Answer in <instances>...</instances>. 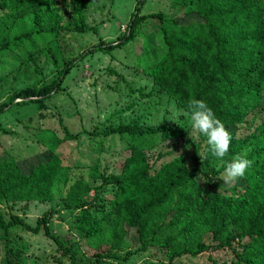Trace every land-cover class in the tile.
<instances>
[{
  "label": "trees",
  "instance_id": "16d2710c",
  "mask_svg": "<svg viewBox=\"0 0 264 264\" xmlns=\"http://www.w3.org/2000/svg\"><path fill=\"white\" fill-rule=\"evenodd\" d=\"M144 1H136L121 35L107 42L99 40L64 59L48 82L14 91L0 104V114L14 105L32 104L39 110L45 109L46 100L63 90L65 77L85 57L109 53L133 41L138 25L146 18L162 23L159 13L140 15ZM58 3V0H0V10L11 21L29 16L34 27L41 23L49 25L55 32L53 38L62 29L78 33L91 29L84 23L79 0H72V17L65 23ZM167 3L169 9L178 10L187 21L175 19L172 29L162 27V53L146 67L137 66L156 92L165 95L180 110L186 112L192 98L203 100L226 129L238 130L247 122L248 114H258L260 118L251 132L240 137L231 133L230 148L224 158L227 162L237 154H245L252 166L239 178L244 184L241 188L222 189L212 180L224 171L223 164L211 156L205 137H198L203 143L201 153L200 146L189 140L190 121L150 125L134 118L127 124L110 126L101 135L116 134L126 144L120 173L101 178L100 185L115 186L112 198L107 203L100 202L92 191L91 200L79 206L74 228L84 234L81 241L92 250L91 264H103L104 259L116 257L115 252L121 251L124 242V228L135 230L138 247L124 251L121 260L154 251L160 256L156 264H173V259L181 255L195 257L226 249L233 253L229 264H264V0H167ZM9 27L5 24V28ZM9 49V42L2 40L0 53ZM45 51L55 64L51 50ZM27 59L39 73L35 56L31 53ZM14 100L17 101L10 107ZM0 132L7 131L0 128ZM46 137L39 143L49 158L31 165L26 174L19 172L12 158L2 154L0 205L46 202L52 198L54 187L67 182V168L55 151L61 142L74 136L65 131L61 138L53 134ZM169 140L189 143L194 153L190 168L181 155L173 156L155 170L150 168L146 152L158 141ZM87 171L91 177L92 167ZM79 178L72 186L84 183ZM10 187L14 188L13 198L7 196ZM103 209L107 211L104 213ZM17 223L33 234L41 229L71 262L76 261L73 244L63 246L49 232L47 217L41 216L34 226H29L18 216L5 220L0 213L5 264H15L16 258L10 261L12 252L7 244L8 229ZM234 241L239 243L238 251L234 249ZM208 260L210 264H221L210 257ZM80 262L78 259L76 264Z\"/></svg>",
  "mask_w": 264,
  "mask_h": 264
},
{
  "label": "rangeland",
  "instance_id": "374dc122",
  "mask_svg": "<svg viewBox=\"0 0 264 264\" xmlns=\"http://www.w3.org/2000/svg\"><path fill=\"white\" fill-rule=\"evenodd\" d=\"M58 1L62 23H65L72 17V0ZM136 1L79 0L83 6L84 23L91 29L82 33L62 29L56 38H53L55 32L50 30L49 25L41 23L34 27L29 16L11 21L0 10V42H9L10 46L9 50L0 53V104L18 89L53 79L64 59L79 54L99 40L107 42L121 35ZM150 13H159L162 23L157 19L146 18L138 25L133 41L109 53L85 57L65 77L63 90L46 100L45 109L39 110L32 104L12 107L17 101L14 100L10 106L12 108L0 114V128L7 131L0 132V160L2 154H6L13 159L22 174L28 173L31 165L49 158L39 140L47 138L48 134L61 138L65 131L74 136L56 148L55 155L67 168L68 179L65 184L53 188L52 198L42 203L1 204L0 213L5 220L18 216L29 226H34L36 219L41 216L47 217L49 232L63 246L73 244L72 254L76 261L71 262L63 249L44 236L41 229L33 234L17 223L8 229L7 244L12 252L10 261L16 258L15 264H76L78 259L81 264L93 263L90 257L92 250L81 241L84 234L74 228L73 221L81 209L80 204L91 200L92 191H95L100 202L107 203L112 198L115 186L100 185L101 178L119 174L126 155V144L122 138L116 134L104 136L101 132L110 126L127 124L134 118L150 125L190 121L188 116L179 114L181 110L165 95L156 92L137 66L146 67L162 53V27L172 29L175 19L182 23L187 19L182 18L178 10L169 9L167 0H145L140 15ZM5 24L10 26L9 29L5 28ZM47 48L53 53L55 64L45 51ZM31 53L35 56L39 73L27 59ZM138 115L143 117H136ZM259 118L258 114H248L245 125L238 130H227L236 137L244 136L252 131ZM189 133V140L200 146L201 153L203 143L196 135L189 136ZM146 155L148 165L155 170L175 155H181L190 168L194 153L189 143L169 140L158 141ZM88 167L93 169L91 177L87 174ZM222 173L212 180L216 186L223 189L241 188L244 185L239 179L232 185H224ZM79 177L84 179V183L72 186ZM13 189L10 187L7 190L9 198L14 197V192H11ZM103 210L104 213L107 211ZM124 229L121 251L115 252L116 257L104 259L103 264H156L160 256L154 251L120 259L124 251L138 247L135 230ZM234 249L239 250L237 241H234ZM14 251L18 253L16 256ZM4 255L3 242H0V264H5ZM208 257L221 264H229L233 253L231 250L219 249L195 257L181 255L173 259V264H210Z\"/></svg>",
  "mask_w": 264,
  "mask_h": 264
},
{
  "label": "clouds",
  "instance_id": "9594fccd",
  "mask_svg": "<svg viewBox=\"0 0 264 264\" xmlns=\"http://www.w3.org/2000/svg\"><path fill=\"white\" fill-rule=\"evenodd\" d=\"M187 109L186 112L181 110L179 114L189 117L191 129L189 136L206 138L209 153L223 164L224 171L221 176L223 184L232 185L239 178L244 177L253 162L247 159L245 154H237L230 161H224L232 136L212 108L205 101L192 98L188 102Z\"/></svg>",
  "mask_w": 264,
  "mask_h": 264
}]
</instances>
